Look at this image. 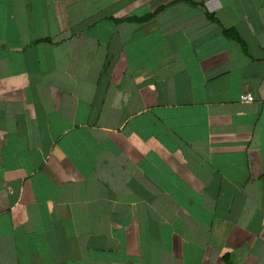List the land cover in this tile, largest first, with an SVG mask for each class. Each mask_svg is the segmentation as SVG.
Returning <instances> with one entry per match:
<instances>
[{"label":"crops","instance_id":"1","mask_svg":"<svg viewBox=\"0 0 264 264\" xmlns=\"http://www.w3.org/2000/svg\"><path fill=\"white\" fill-rule=\"evenodd\" d=\"M0 264H264V0H0Z\"/></svg>","mask_w":264,"mask_h":264},{"label":"built area","instance_id":"2","mask_svg":"<svg viewBox=\"0 0 264 264\" xmlns=\"http://www.w3.org/2000/svg\"><path fill=\"white\" fill-rule=\"evenodd\" d=\"M240 102L242 104H250L254 102V96L252 94H244L240 96Z\"/></svg>","mask_w":264,"mask_h":264}]
</instances>
